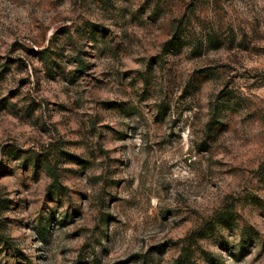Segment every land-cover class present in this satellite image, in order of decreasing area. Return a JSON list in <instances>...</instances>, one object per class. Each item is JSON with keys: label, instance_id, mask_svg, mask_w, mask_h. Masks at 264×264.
<instances>
[{"label": "rangeland", "instance_id": "rangeland-1", "mask_svg": "<svg viewBox=\"0 0 264 264\" xmlns=\"http://www.w3.org/2000/svg\"><path fill=\"white\" fill-rule=\"evenodd\" d=\"M0 264H264V0H0Z\"/></svg>", "mask_w": 264, "mask_h": 264}, {"label": "trees", "instance_id": "trees-1", "mask_svg": "<svg viewBox=\"0 0 264 264\" xmlns=\"http://www.w3.org/2000/svg\"><path fill=\"white\" fill-rule=\"evenodd\" d=\"M48 52H49V50H45L43 53L46 54V53H48Z\"/></svg>", "mask_w": 264, "mask_h": 264}]
</instances>
